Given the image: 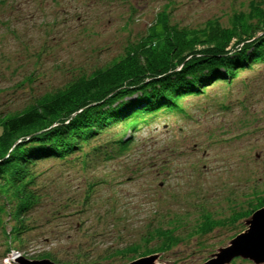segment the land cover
I'll return each mask as SVG.
<instances>
[{"label": "rangeland", "instance_id": "obj_1", "mask_svg": "<svg viewBox=\"0 0 264 264\" xmlns=\"http://www.w3.org/2000/svg\"><path fill=\"white\" fill-rule=\"evenodd\" d=\"M251 1L0 0V112L111 64L160 32L164 11L178 26L228 25ZM181 106L138 131L126 154L107 159L87 146L72 161L42 164L47 195L26 220L23 245L7 250L12 223L2 216L0 264H126L151 255L167 228L181 240L153 250L155 263L203 264L245 231L234 212L264 198V63ZM204 213L220 224L201 233Z\"/></svg>", "mask_w": 264, "mask_h": 264}, {"label": "trees", "instance_id": "obj_2", "mask_svg": "<svg viewBox=\"0 0 264 264\" xmlns=\"http://www.w3.org/2000/svg\"><path fill=\"white\" fill-rule=\"evenodd\" d=\"M249 6L235 12L228 25L211 18L200 28L171 24L164 11L157 20L162 30L130 43L111 64L45 92L18 111L0 112V221L12 223L5 231L8 251L12 242L23 245L26 220L47 195L42 164L72 161L86 154L87 146L107 159L126 154L145 125L182 110L186 98L231 84L264 63V4L252 0ZM250 203L233 216L248 219L264 207V198ZM202 216L201 233L220 224L210 213ZM156 235L161 244L146 254L181 240L168 228Z\"/></svg>", "mask_w": 264, "mask_h": 264}, {"label": "water", "instance_id": "obj_3", "mask_svg": "<svg viewBox=\"0 0 264 264\" xmlns=\"http://www.w3.org/2000/svg\"><path fill=\"white\" fill-rule=\"evenodd\" d=\"M248 228L236 235L203 264H229L236 257L251 259L256 264L264 263V207L257 209L246 221ZM157 254L137 258L126 264H157ZM20 264H59L50 259L28 260L19 257Z\"/></svg>", "mask_w": 264, "mask_h": 264}]
</instances>
